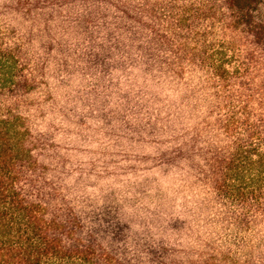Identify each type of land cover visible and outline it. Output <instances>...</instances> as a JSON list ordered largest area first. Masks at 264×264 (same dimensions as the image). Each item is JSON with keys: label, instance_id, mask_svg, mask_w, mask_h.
Segmentation results:
<instances>
[{"label": "trees", "instance_id": "obj_1", "mask_svg": "<svg viewBox=\"0 0 264 264\" xmlns=\"http://www.w3.org/2000/svg\"><path fill=\"white\" fill-rule=\"evenodd\" d=\"M0 264H264V0H0Z\"/></svg>", "mask_w": 264, "mask_h": 264}]
</instances>
